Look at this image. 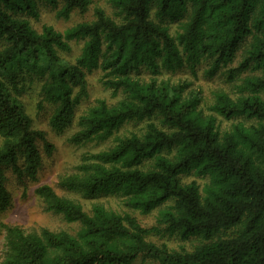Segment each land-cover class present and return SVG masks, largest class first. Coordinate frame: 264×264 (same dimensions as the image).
I'll return each instance as SVG.
<instances>
[{"label": "trees", "instance_id": "1", "mask_svg": "<svg viewBox=\"0 0 264 264\" xmlns=\"http://www.w3.org/2000/svg\"><path fill=\"white\" fill-rule=\"evenodd\" d=\"M91 2L0 0V213L11 200L6 171L35 180L41 148L50 154L54 147L32 127L20 99L38 78L39 106L53 107L49 127L61 132L75 123L74 144L111 141L84 152L59 185L86 198L122 196L142 214L159 207L156 224L146 227L102 203L85 210L42 184L35 193L44 209L78 228L26 232L2 224L0 264H131L140 256L155 264H264V0H107L112 15L96 6L91 20L62 31L37 29L28 19L39 17L41 5L67 19ZM73 40L82 45L71 60L62 53ZM206 60L208 75L225 68L224 79L234 84L232 94L213 91L206 110L200 88L158 78ZM93 70L122 97L97 98L77 115ZM218 117L240 119L222 128ZM139 121V131L118 134ZM190 173L206 181H184ZM151 234L200 240L176 250L149 240Z\"/></svg>", "mask_w": 264, "mask_h": 264}, {"label": "rangeland", "instance_id": "2", "mask_svg": "<svg viewBox=\"0 0 264 264\" xmlns=\"http://www.w3.org/2000/svg\"><path fill=\"white\" fill-rule=\"evenodd\" d=\"M102 7L109 15L113 14V9L110 7L107 0H92L88 9L80 13L79 11H73L67 19L56 17L55 10L45 5L40 6L39 17L37 19L29 17L31 24L40 29L43 24L52 25L57 30H64L66 27L74 25L81 21H89L93 17L94 7ZM175 25H171L172 30ZM249 40V38L247 39ZM82 41H71V50L69 53L63 52L62 55L68 59L73 60L80 50ZM244 45V44H243ZM242 46L237 52L232 66L236 65L242 57ZM209 61H203L197 64L193 69L188 65H184L174 71L162 70L158 74L159 79L169 80L171 82L187 81L190 85V89H201V94L204 97L202 100V106L206 110V105L212 99V92L218 89H224L229 93L233 92V83L226 82L221 69L213 75H208L206 69L208 68ZM230 65V66H231ZM142 76H150L147 73H143ZM101 73L98 70H93L86 75L88 81V95L84 98L76 107V114H80L86 107L93 104L97 98L106 99L109 103H114L122 97V92L118 90L116 93L108 87H105L101 81ZM41 80L35 78V80L27 85L26 90L22 93L20 99L23 103L25 111L28 113L32 120V127L41 129L45 132L46 138L53 144V150L50 154H46L41 148L42 164L38 169V173L35 180L29 178L18 179L10 171H6L7 181L6 187L10 193L11 200L10 205L0 213V260L3 257L5 251V238L2 224L18 225L26 232L40 231L43 228H47L53 231L66 230L73 232L78 228L76 223L66 222L60 214L53 211H47L44 209L41 199L35 193L36 187L42 184L51 185L55 191L63 196L74 199L80 202L85 210H90L93 203H102L107 208H111L118 212H129L136 217V219L144 226L149 227L156 224V215L158 209L153 210L149 214H142L137 210L125 205L122 196L119 195H100L96 198H86L80 193L67 191L59 185V180L75 171V166L80 162L81 156L84 152L99 151L111 144V141L105 142H89L86 144H74L69 140V136L77 130L76 124L68 126L61 132H57L49 127V118L52 112V105L43 103L39 106L41 99ZM240 118L224 120L218 117L221 121L222 128L229 126L231 122L238 121ZM144 122H129L123 125L118 134L126 133V131H139L144 127ZM184 181L195 180L200 185L204 184L206 178L199 177L190 173L183 175ZM148 239L157 243L165 244L169 249H192L194 245L198 244L199 237H189L188 239H181L177 234H151ZM131 264H155L148 258H142L141 256L134 260Z\"/></svg>", "mask_w": 264, "mask_h": 264}]
</instances>
